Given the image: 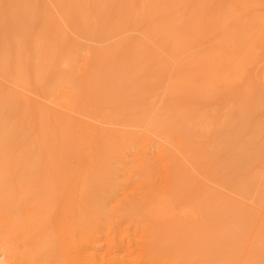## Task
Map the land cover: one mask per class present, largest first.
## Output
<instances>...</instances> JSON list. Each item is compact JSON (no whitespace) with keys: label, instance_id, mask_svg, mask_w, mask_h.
I'll return each mask as SVG.
<instances>
[{"label":"bare ground","instance_id":"bare-ground-1","mask_svg":"<svg viewBox=\"0 0 264 264\" xmlns=\"http://www.w3.org/2000/svg\"><path fill=\"white\" fill-rule=\"evenodd\" d=\"M98 1L0 0V218L12 208L29 218L30 209L37 222L18 214L0 247L41 252L50 214L34 211L36 186L52 193L49 211L61 205L54 224L65 264H112L111 252L89 250L100 228L129 216L167 248L163 261L142 244L146 264H234L242 232L217 234L225 222H242L235 198L251 190L264 198L251 164L264 157V0ZM75 30L97 43L130 36L64 46ZM134 146L136 165L120 177ZM183 191L192 208L206 210V227L174 214L187 207L175 197ZM124 244L118 249L129 251Z\"/></svg>","mask_w":264,"mask_h":264},{"label":"rangeland","instance_id":"rangeland-1","mask_svg":"<svg viewBox=\"0 0 264 264\" xmlns=\"http://www.w3.org/2000/svg\"><path fill=\"white\" fill-rule=\"evenodd\" d=\"M35 1L40 2L42 0H35ZM44 1H46L50 4H52L54 2V0H44ZM107 4H108V0L98 1V6H102V7L106 8ZM14 35H19V34H15L13 32V34H11V36H14ZM32 35H33V32H31L30 37ZM48 35H49L50 39H52L54 37L53 30H48ZM70 35L71 36L67 39L68 41L65 43L64 46H72L73 40L80 41L81 42L80 45H83V46H112L117 41L126 40L128 38V36H130V34H128V32H126L124 30L123 32H116L114 36L112 35L110 38H108L103 43H97L96 40H94V39L83 38L81 36L82 34L77 30H75L74 32H70ZM133 35H135V34H133ZM85 58H86V56H85ZM140 134L143 137V139L148 138V136L145 135L143 132H140ZM145 145L146 144H144V146ZM145 147H147V146H145ZM136 148L134 146V147H131L132 151H131V149L127 151L129 156H128V154L126 156H128V158H126L124 156V159L126 158V160H127V161H124L123 167H125V169H126L125 165H128V164L130 165L131 162L133 163V160L135 163L131 164L130 166H132L134 164L136 165V161H135V159H133V157L135 158V156L137 154L136 152L133 154V152L136 151ZM149 148H147V149L144 148L145 152H148L147 155L149 154V151H148ZM150 151H151L149 154L150 156H152V151H153L154 156H156V154H154V153H156L155 151L158 152L157 149L154 151V148H150ZM145 152L143 153L144 155H145ZM160 154H161V152H160ZM161 155L165 156V154H163V153ZM163 156H162V158H163ZM163 162H166L167 165L169 164V162H167L166 159H164ZM251 164L255 165L257 167V169L255 171L259 176L258 178H259V182H260V193L262 194V193H264V157H262L256 161L251 162ZM127 172L129 173L128 169L123 170L121 167V170H120L118 175L120 177L122 175H124L125 177L130 178L129 176H131V175L128 174L129 175L128 176L126 174ZM120 174H122V175H120ZM134 176H136L135 173H134ZM139 176L136 177V179L138 180L137 183H140L139 179H141V178ZM125 177H123V178H125ZM132 178H135V177H133V175H132ZM41 179L43 180L42 176H41ZM136 179H134L135 180V182L133 181L134 183H136ZM141 180H143V179H141ZM143 182H142V184H143ZM142 184L139 185L140 188H141ZM139 186L137 187V189H139ZM213 189L215 190V192L219 196H223V197L226 196L227 198L234 199L231 196L232 194L230 192H227L222 187L213 186ZM33 191H34V189H31L33 196L42 204V205L37 204V207H40V208H36V209H34V211L42 212L41 214H43V215H45L47 212L50 214L49 216L47 215L48 217L46 216L45 222H44V225L47 226V229H45L46 226H44V228H43V225H40V227H41L40 230H42L41 235L45 239L43 241V243L41 244L42 250H41V252L37 253L39 255H37L35 257L29 256L28 255L29 253H26V252L19 256V255H14L12 253V251L7 249V246H2V247H0V264H24L25 261H27L25 263H28V264H65L64 255H63L64 251H63V248L60 247L61 244L60 245L58 244V242L60 243V241L56 240L58 234H56V231H55L57 226H56V224H54L56 222V220L54 218L60 217V213H61L60 206L61 205H55V207H53L49 211L48 206L45 207V205L50 203L49 199H50V196L52 195V193L47 192L45 189H43V187L37 188L36 186H35V192H33ZM31 192H29V193H31ZM123 192L125 194L129 193L128 191H127L128 192L127 193L125 190H123ZM183 192H182L183 195H182V193H178V192H176V193L174 192V193L176 195L175 197H178V196L180 197V198L178 197L179 199H181V197H183L182 198L183 200L182 199L179 200L176 198L178 200V202H184V199H185L184 203L187 204V207L186 206H184V207L187 210L185 208H181V209L177 210L176 213H174V214L178 217L177 214L180 213L179 217H182V218L181 219L179 217L178 218L180 220L186 222V223L191 222L187 218L192 219V222H196V223H198L200 221V218H201L200 224L202 223V225H204L205 223H203V221L206 218L204 216V214H206V212H205L206 210L203 211L201 209L198 210V209L192 208V206H190L191 205L190 202H192V198L190 199V197L192 195H189L190 194L189 192H188L189 194H186L187 191H186V193H185V191H183ZM120 193H121V191H120ZM179 194H181L182 196H180ZM184 194L186 196L188 195V197H186ZM255 195L256 194H255L254 190H251L250 192L246 191L241 198H235L238 200H234V201L238 202L244 211L243 220L239 224L236 222H225L223 224L222 228H220L221 230L217 234L218 239H221L225 235L226 236H230V235L232 236V234H234L237 231L242 232V236H243L242 238L243 239L241 241V249H240V252L237 254V257H240V258L236 259L234 264H264V198H262L260 201H258V199H256ZM57 204H60V203H57ZM188 206H190V207H188ZM54 208L56 211H58L57 214L59 213V215L56 214ZM183 209H185V210H183ZM192 210H194V211H192ZM197 210H198V212H197ZM26 211H28L29 213L31 212L32 214L27 213V214H29L28 215L29 218L26 216H23L24 220L20 216V215L24 214V212L19 214L18 208H14V209L12 208L11 217L9 218L7 216L9 219L6 216H4L3 218H0V231L3 232L2 234H0V237H3V236L6 237L7 236L9 231L13 228V223L15 222V218H17L18 214L20 217L17 219L22 220V221H25V219H26L27 222L25 221V224H27V225L32 224V223H37L36 220L34 218H32L33 217L32 216L33 210L27 209ZM185 211H188L190 213L187 214L188 212H185ZM201 212H203V213H201ZM190 216H193V217L190 218ZM41 219H40V222L42 221ZM195 219H197L198 221ZM46 220H48V222ZM187 221H189V222H187ZM30 222H32V223H30ZM50 224H52V225L54 224L55 227H54V225L52 226ZM34 225H36V224H34ZM57 225H63L64 226L65 224H64V222L62 223L60 220V222ZM100 229H99L100 231L99 230L97 231V232H99V233H97L98 236L96 237V235H95V238L93 239L95 241H94L93 245H91V247L92 246H94V247H92L91 250H89V251L91 253L92 252L93 253H99L97 255H100V254L104 255L105 253L111 252L110 254H111L112 259L114 261H116L115 263L112 262L113 260L109 261L112 264L113 263L114 264H146V262L148 263L149 261H146L147 259H146L145 254H147V256H148L149 251L146 252V249H144V246L142 244H145V245L147 244L148 246H151V249L153 248V246H155L157 249H155V247L153 248L154 251H156V252H154V254L156 253L157 256L163 260V254H164L163 251H165L167 249V248L166 249L163 248V247H165L163 245L164 242L163 241L159 242L160 238H158L156 241L155 237H153V236L147 237L146 236V222H143L141 218L135 219L132 216L131 217L129 216V218H125V219L121 220V222H119L118 225L115 227H106L105 226L104 228H100ZM64 231H65V226H64ZM62 235H63V233H62ZM5 239L7 240V238H5ZM28 240H30V238L26 239V241H28ZM93 240L91 241V244H92ZM119 240H122L123 243L125 242L124 245H126V243H127V245H129L131 247V248L130 247L128 248L129 251L125 250L126 253H125V251H122L120 246H123V245L119 246L120 247L119 249H121V250L118 249L117 246L119 245ZM152 240H154V242ZM155 241H156V243H158V245L155 243ZM6 243H7V245L9 244V239L5 242V244ZM137 245L142 246L143 248L138 247ZM223 245H225V241L222 243V246ZM29 246L30 245H28V247L26 249H28ZM33 246H34V244H33ZM139 248H141L140 251H139ZM142 249H144V250H142ZM151 249H150V251H152V255H153V250H151ZM141 250L143 251L144 256H142L143 254L141 253L142 252ZM89 251H87V254L85 253L87 257H88V255L91 256V253L89 254ZM137 252H140V253H137ZM139 254H141V256ZM152 255H149V256H152ZM166 256H164V259ZM37 257H38V262H34L33 260H35ZM154 257H155V255H154ZM150 258H152V257H150ZM155 258H154V260H155ZM30 259H33V260L30 261ZM161 259H159V261ZM85 260H86V258H84L83 261H85ZM36 261H37V259H36ZM87 261L88 260H86L83 263L89 264L90 261H89V263H87ZM189 261L187 260V263H186V261H182V262H185V264H189ZM102 262H103V264H109L107 258H105L104 261H102ZM178 262L180 263V261H178ZM153 263H155V261ZM193 263L198 264V262L196 260L193 262L192 261L190 262V264H193ZM96 264H101V261L98 260L96 262ZM159 264H162V262ZM163 264H164V262H163ZM172 264H174V263H172ZM180 264H182V263H180Z\"/></svg>","mask_w":264,"mask_h":264}]
</instances>
